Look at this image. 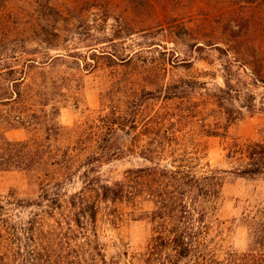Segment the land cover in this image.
<instances>
[{
  "label": "rangeland",
  "instance_id": "374dc122",
  "mask_svg": "<svg viewBox=\"0 0 264 264\" xmlns=\"http://www.w3.org/2000/svg\"><path fill=\"white\" fill-rule=\"evenodd\" d=\"M30 58L39 62L26 77L30 87L0 105V162L33 161L0 165V198L129 181L130 199L117 207L95 197L105 252L122 262L152 236L153 191L174 186L161 169L178 172L181 194L187 173L231 169L228 144L257 138L264 123L257 109L225 137L209 134L224 132L212 96L224 75L264 105V0H0V69ZM17 115L27 128L5 122ZM9 141L28 145L13 150ZM220 204L221 243L246 248L242 219L264 208V176L229 173Z\"/></svg>",
  "mask_w": 264,
  "mask_h": 264
},
{
  "label": "trees",
  "instance_id": "16d2710c",
  "mask_svg": "<svg viewBox=\"0 0 264 264\" xmlns=\"http://www.w3.org/2000/svg\"><path fill=\"white\" fill-rule=\"evenodd\" d=\"M33 19L39 20V16ZM15 54L17 52L12 58L18 60ZM37 64L39 62L30 58L0 69V78L3 79H0L1 106L15 103L22 97L26 77ZM223 77V86L217 87L212 96L224 132L211 131L209 134L225 137L229 126L252 115L257 109L264 116V105L258 108L252 93H242L231 77ZM242 97L246 101L242 102ZM49 103L50 99L45 97L41 105ZM5 122L11 128H27L30 121L23 115H17L13 121L6 119ZM257 134V138H237L228 144L227 156L233 164L231 169H209L199 176L184 175L187 190L181 194L178 191L181 185L180 177L176 175L178 172L161 169L166 184L174 186L171 190L153 191L156 206L151 215L152 236L144 251L132 254L125 251L121 255L126 259L124 262L114 256L108 257L105 252L97 221L100 207L95 197L117 207L130 196L129 187L132 186L129 181L105 183L92 189L86 183L71 194L61 187L45 189L37 199L28 201L7 196L0 198V264H264V208L243 216L242 224L248 233L246 248L225 249L220 241L224 233L220 202L226 175L264 176V123ZM6 144L18 150L24 149L28 141H9ZM32 161H24L19 156L14 159L5 156L0 165L4 166L2 169H8L11 167L9 162L22 167ZM63 166L64 177H70L72 168ZM56 181L61 186V181ZM28 208L35 210L24 217L23 211Z\"/></svg>",
  "mask_w": 264,
  "mask_h": 264
}]
</instances>
